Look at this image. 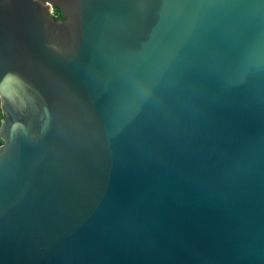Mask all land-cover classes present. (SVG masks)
Here are the masks:
<instances>
[{
	"label": "water",
	"instance_id": "obj_1",
	"mask_svg": "<svg viewBox=\"0 0 264 264\" xmlns=\"http://www.w3.org/2000/svg\"><path fill=\"white\" fill-rule=\"evenodd\" d=\"M0 81V264H264V0H0Z\"/></svg>",
	"mask_w": 264,
	"mask_h": 264
},
{
	"label": "trees",
	"instance_id": "obj_2",
	"mask_svg": "<svg viewBox=\"0 0 264 264\" xmlns=\"http://www.w3.org/2000/svg\"><path fill=\"white\" fill-rule=\"evenodd\" d=\"M53 16L55 18H62L63 17V13L61 12V10L58 7H55ZM3 117H4V113H3V109H2V106H1V100H0V125H1ZM2 143H3V140H2V137H1V134H0V145Z\"/></svg>",
	"mask_w": 264,
	"mask_h": 264
},
{
	"label": "snow or ice",
	"instance_id": "obj_3",
	"mask_svg": "<svg viewBox=\"0 0 264 264\" xmlns=\"http://www.w3.org/2000/svg\"><path fill=\"white\" fill-rule=\"evenodd\" d=\"M3 83H4L3 81H0V87H2V86H3Z\"/></svg>",
	"mask_w": 264,
	"mask_h": 264
}]
</instances>
